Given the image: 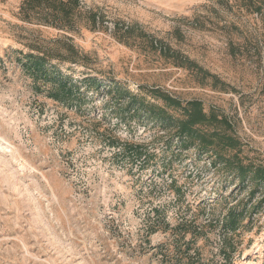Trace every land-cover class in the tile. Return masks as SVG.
<instances>
[{"label": "rangeland", "instance_id": "374dc122", "mask_svg": "<svg viewBox=\"0 0 264 264\" xmlns=\"http://www.w3.org/2000/svg\"><path fill=\"white\" fill-rule=\"evenodd\" d=\"M22 1L0 0V264H170L158 251L169 233L150 232L155 209L171 226L205 229L195 247L207 264L224 263L220 223L240 212L231 262L264 264L263 185L104 106L111 83L158 105L152 89L198 100L230 123L243 162L264 168V0H78L96 24L83 18L69 33L24 22ZM63 37L84 58L58 64L62 73L100 82L80 111L49 99L17 62ZM110 136L142 159L117 153Z\"/></svg>", "mask_w": 264, "mask_h": 264}, {"label": "trees", "instance_id": "16d2710c", "mask_svg": "<svg viewBox=\"0 0 264 264\" xmlns=\"http://www.w3.org/2000/svg\"><path fill=\"white\" fill-rule=\"evenodd\" d=\"M19 15L24 22L65 33L77 31L83 18L91 26L97 20L95 15H83L79 11L78 0H23ZM45 44V47L29 45V52L18 53L17 62L33 85L41 86L49 99L80 111L88 100V91L98 89L100 82L91 77L79 82L59 69L58 64L72 65L84 58L68 38L50 40L49 44ZM105 94L104 106L109 108L113 116H119L124 122L123 116L154 122L166 134L167 145L175 143L179 151L194 150L199 155L208 156L214 166L222 164L223 169L233 174L239 183H250L252 189L264 186V168L243 162L239 157L242 153L241 143L233 134L230 123L224 117L205 113L200 101L181 102L159 89H152L151 98L161 103L158 105L132 94L117 83H111ZM108 146H119L113 136H110ZM126 152V145L117 147V153L131 154ZM147 156L143 157L146 163ZM130 158L142 159L140 149L131 154ZM170 184L174 186V181ZM240 214L230 210L221 220V228L226 234H230L224 237L218 251L224 260L223 264H234L231 262L234 245L230 236L237 232L244 221ZM154 218L150 232L162 229L169 233L167 241L159 245L158 249L163 261H169L170 264H207L202 261L199 250L195 247L197 240L205 236L203 227L185 219H180L171 226L158 209L154 211Z\"/></svg>", "mask_w": 264, "mask_h": 264}]
</instances>
